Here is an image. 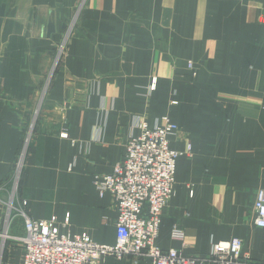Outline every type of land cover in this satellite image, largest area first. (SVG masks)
Returning a JSON list of instances; mask_svg holds the SVG:
<instances>
[{
    "label": "crops",
    "instance_id": "0c3cea01",
    "mask_svg": "<svg viewBox=\"0 0 264 264\" xmlns=\"http://www.w3.org/2000/svg\"><path fill=\"white\" fill-rule=\"evenodd\" d=\"M166 116L183 155L157 245L205 256L238 238L264 262V0H0V184L30 134L20 199L32 219L115 245V201L96 177L123 159L139 121ZM23 255L5 242L1 264Z\"/></svg>",
    "mask_w": 264,
    "mask_h": 264
},
{
    "label": "built area",
    "instance_id": "2783aa9c",
    "mask_svg": "<svg viewBox=\"0 0 264 264\" xmlns=\"http://www.w3.org/2000/svg\"><path fill=\"white\" fill-rule=\"evenodd\" d=\"M193 66L189 63L190 68ZM155 85L152 84L151 91ZM134 129L140 134L129 138L123 160L110 174L95 180L100 196L110 193L115 201L118 212L115 245L96 243L87 233L72 235L63 231L57 217L30 218L26 200H21L19 210L13 206L30 142V134L27 135L5 215L10 223L12 211H19L14 215L24 231V236L18 239L23 244V264H104L107 258L130 260L134 264L143 260L153 264H264L246 253L243 241L238 238L214 244L205 256H187L176 249L163 251L157 245L164 211L176 194L177 160L183 153L172 149L171 139L178 136L180 127L166 116L154 127L139 121ZM62 136L68 138L67 134ZM191 150L189 146L188 154ZM255 214V225L264 229V189L257 193ZM68 225L69 215L63 228ZM174 237L183 239L184 234L175 229Z\"/></svg>",
    "mask_w": 264,
    "mask_h": 264
},
{
    "label": "rangeland",
    "instance_id": "374dc122",
    "mask_svg": "<svg viewBox=\"0 0 264 264\" xmlns=\"http://www.w3.org/2000/svg\"><path fill=\"white\" fill-rule=\"evenodd\" d=\"M71 32H72V29H70L68 31V34L66 35L65 39L63 40V43H61V45H59L57 47V52L59 53V57H61V58H62L63 54L65 53L67 38L69 37ZM56 58H57V56H56ZM56 58H55V62L53 64V68L54 67L56 68L57 64H58V60L56 62ZM191 69H193V68H191ZM154 84H156V80L153 81V85ZM46 87H47V85H46ZM155 87H156V85H155ZM63 134H67V133H63ZM63 134H61V136ZM26 137H25V139H26ZM24 142H23V146H24ZM20 156H21V151H20L19 156H18V158H17V160H16V162H15V164L13 166V170H12L11 175L5 181H3L0 184V202L3 203V207H4V210H5L4 211V215H3V219H2V224L0 225V264L2 262L1 259H2V255H3L4 247H5V242L8 243V241L15 240V239H20L21 237L24 236V235H22V230L18 227V226H20L19 218L14 215L15 212H17V213L19 212L17 210H19L20 203L22 202L21 199H20V187H21V182H22V178H23V173L21 174V181H20V184H19V188L16 191L17 196H16V199H15L16 200L15 201V205H13V206H15V208L17 210H13L12 211L13 212V216H12V219L10 220V223H9L8 220H6V216H5L6 212H7V206H6L7 202L9 203L10 198H11V196L13 194V189H14L13 186H14V183H15V180H14L13 177L16 175V172H17L16 168H17ZM24 160L26 162V157L24 158ZM24 170H25V167H24ZM24 170H23V172H24ZM12 212H11V214H12ZM11 214L9 215V217L11 216ZM21 223H22V221H21ZM63 231H65V230H63ZM6 234L9 235V236L8 237L5 236Z\"/></svg>",
    "mask_w": 264,
    "mask_h": 264
}]
</instances>
